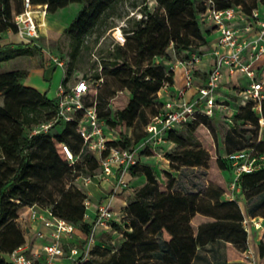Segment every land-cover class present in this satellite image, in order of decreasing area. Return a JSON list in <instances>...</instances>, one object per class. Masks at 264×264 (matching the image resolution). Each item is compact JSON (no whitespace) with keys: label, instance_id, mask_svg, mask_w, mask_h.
Returning <instances> with one entry per match:
<instances>
[{"label":"trees","instance_id":"16d2710c","mask_svg":"<svg viewBox=\"0 0 264 264\" xmlns=\"http://www.w3.org/2000/svg\"><path fill=\"white\" fill-rule=\"evenodd\" d=\"M74 1H80L82 7L65 28L71 45L70 64L62 80L65 84L74 70L86 36L119 0H31L33 4H47L46 9L51 12ZM152 1L156 3L154 9L144 2L140 9L142 16L129 17L130 27H123L124 42L112 50L114 60L105 62L102 71L95 74L97 79L104 75L119 77L122 85L131 92L114 114L98 91L95 98L86 100L87 105L96 102L105 126L133 125L142 108L154 102L164 83L174 82L171 64L168 69L164 64L173 62L169 48L175 51L176 61L189 58L194 52L202 53L209 47L207 34L211 28L203 29L201 22V14L206 9L205 0ZM215 1L219 8L235 5L246 14L254 8H262L260 3L264 4V0ZM23 9V0H0V32H16L13 18ZM41 51L39 45L23 40L16 46L0 45V61ZM23 76L22 68L0 71V93L3 94V102L0 103V264H14L12 252L27 242L24 232L16 224L22 207L38 204L50 208L54 214L72 221L86 235V240L93 228V222L85 217L88 194L72 182L78 175L74 173L76 168L80 170L85 165L93 175L94 169L100 166L97 156L90 151L83 153L86 145L77 129L83 111H78L71 120L59 118L47 130L33 132L37 125L56 117L58 106L56 99L49 98L46 92L23 83ZM101 86L102 83L97 84V88ZM119 92L122 90L116 94ZM163 103L161 99L155 114ZM224 103L230 104L231 100ZM237 103L239 112L234 116L236 120L252 122L256 133L259 128L263 130L264 124L260 119L264 118V100L261 113L254 108L253 100ZM211 117L200 114L183 126H190L194 131L199 126L206 127ZM63 123L62 131H52L55 124ZM182 127L169 129L164 136L183 146L182 150L169 154L171 163L210 165L212 156L203 144L186 146L185 138L177 134ZM231 138L232 134L228 133L227 139ZM64 143L75 155L83 154L85 159L80 162L77 158L71 162L63 149ZM108 144L121 147L135 145L127 135L118 140L109 139ZM248 146L257 157L256 167L252 171L241 172L236 178L247 201L264 193V160L259 161L264 159V137L255 138ZM238 150L241 148L234 150L229 147L226 154H218L214 160L218 169L228 170L233 162L229 154ZM139 160L130 171L132 175L145 174L146 181L137 188L134 198L125 207L127 223L123 227L120 247L106 259L90 256L82 259L79 256L70 264H193L199 248L219 241L229 247L226 260L230 262V256H237L248 248L249 231L244 224L246 215L236 198H223L222 184H211L207 192H184L174 187L175 178L171 174L164 173L166 182L163 184L151 166L136 168ZM250 215L264 219V199ZM114 225L121 227L117 223ZM66 248L70 249L68 245ZM260 253L264 257V242H261ZM35 262L40 264V259Z\"/></svg>","mask_w":264,"mask_h":264},{"label":"rangeland","instance_id":"374dc122","mask_svg":"<svg viewBox=\"0 0 264 264\" xmlns=\"http://www.w3.org/2000/svg\"><path fill=\"white\" fill-rule=\"evenodd\" d=\"M144 2H148L150 9L156 7L155 1L152 0H119L104 15V18L86 36L81 51L76 58L74 70L67 82V84L73 85L80 78H86L90 84L86 100L95 98L96 92L98 91L105 98L104 100L108 102L107 105L111 107L113 114L117 108L124 105L127 97L131 95V92L122 85L123 81L114 75H104L102 86L97 88L99 79L95 77V74L102 71L105 62L114 60L112 50L117 44H122L125 40L123 27H130V16L139 17L141 15L140 9ZM259 5L264 7L263 3ZM81 7L82 3L80 1L70 2L68 5L60 7L54 12L46 10L47 17L41 19L40 14L44 6L34 4V8L38 11L37 20L40 23L41 31L37 45L41 47L42 51L34 52L32 56L26 54L17 59H12L5 64L7 69H24L23 83H31L32 86L43 89L49 98H56L57 89L64 79L71 60L70 37L65 33V28L74 19ZM202 26L204 27L203 29L212 28L213 22H202ZM168 50L171 55V61L175 62V51L172 48ZM206 50H209V48H206ZM50 54L63 57L66 64L59 66L48 63ZM164 64L166 69H168L170 68L171 62ZM45 68L46 70H44ZM3 70L0 67V71ZM240 75L244 78L243 82L245 81L246 83V75ZM228 79L229 76L223 78L222 85L215 94L217 100L215 114L207 121L206 127L208 129L205 126H199L193 131L190 126H183L177 132L179 136L185 138L186 146H195V143L203 144L212 156L210 165H195L194 167L183 165L179 162L171 163L169 154L182 150L183 146L170 139H163L153 146L151 145L152 147L150 145L143 147L142 151L139 152L140 160L136 168H140L143 165L151 166L155 175L163 184L166 182L164 173L167 172L175 178L174 187L176 188H195V190L200 192H207L211 184L219 185L220 183L224 186L223 198H236L245 215L250 218V212L264 199V193L247 201L238 184L234 185L237 177L234 162L229 165L228 170L221 171L216 166L214 160L218 154H226L229 147L234 150L239 148L248 149V144L255 138L262 139L264 137V129L261 130L259 128L256 133L255 125L252 122L244 119L236 120L234 116L239 112L237 105L239 95L234 93V91L231 94L232 89L229 86L231 82H228ZM120 89L122 92L116 94ZM115 94L116 96H114ZM97 99L99 100L100 98L97 97ZM161 99L162 97L157 94L154 97V102L142 108L141 113L131 126L124 124L105 126L104 124V128L107 130L106 136L108 140H118L124 135H127L136 144V141L141 139L146 132L148 124L160 106ZM228 99L231 100V103L224 105L222 103L223 100ZM2 102L3 94L0 93V103ZM63 128L64 123L55 124L52 127V131L60 132ZM228 133L232 134L230 140L227 139ZM89 151L94 156L98 154V152L87 146L83 153ZM77 158L80 162L85 159L83 154H80ZM263 160V158L259 159V161ZM100 170L101 168L99 166L93 172L96 173ZM74 173L78 175L72 181L73 184L87 194L88 188H86V184L89 182L91 176L88 167L84 165L80 170L76 168ZM126 177L128 179V187L123 188L115 194H112L110 191L107 196L100 198L101 200L107 198L111 202L114 211L111 225L99 230L93 242L88 245L86 235L80 230L77 231L76 241L72 242L80 250L89 246L90 258L99 260L106 259L122 243L123 227L127 223L125 207L134 198L137 188L146 180L145 174L139 177L138 175H132L130 170L127 172ZM91 199L94 203H97L99 197L93 194ZM93 209L94 207L90 205L87 210L91 212ZM86 219L92 222V216H88ZM114 223L119 224L121 227H115ZM16 224L24 232L25 238L32 246L41 248L40 243L42 241V235L44 234L42 232L44 231L43 227L37 220L28 218L26 208L22 207L19 209ZM246 225L249 228V241L248 248L243 253L234 257L230 256V262H228L226 255L229 253V247L223 241H219L216 244L199 248L193 264H264V257L260 253L261 242H264V225L256 227L251 220ZM67 251L69 250L67 249ZM72 259V257L66 255L64 258H61L60 264H66L62 262L67 260L71 262Z\"/></svg>","mask_w":264,"mask_h":264},{"label":"built area","instance_id":"2783aa9c","mask_svg":"<svg viewBox=\"0 0 264 264\" xmlns=\"http://www.w3.org/2000/svg\"><path fill=\"white\" fill-rule=\"evenodd\" d=\"M23 1V11L17 13L13 18L17 28L16 32L23 41L31 45L37 44V40L41 36L40 23L37 20L38 11L34 8L31 0ZM205 3L206 9L201 14V22L212 21L211 31H217L216 37L209 40V50L202 53L194 52L189 58L177 59L171 65L173 71L178 66L184 68V85L176 91H170L172 84L164 83L161 89L168 90L172 94L171 98L164 101L160 111L153 116L147 126L146 136L139 144L129 147L108 144L105 123L99 116L96 102L86 104L89 85L86 78H80L73 85L60 83L56 94L58 106L56 117L36 126L33 132L47 130L59 118L71 120L78 111H83L77 129L84 139V144L98 152L101 172L105 178H113L111 192L115 194L128 187L126 174L133 165L138 163L139 152L144 146H153L165 139L164 136L169 129L180 128L200 114L213 117L217 103L215 94L221 87L224 77L229 76L230 79L234 74L239 75L241 83L235 84L231 94L233 91L237 93L239 95L238 102L241 103L253 100L254 108L261 113L264 100V62H261V60L264 61V10L258 7L246 14L239 6L219 8L215 0H205ZM40 5L44 6L42 11L46 12L47 4ZM141 16L142 13L139 17ZM208 51H211L213 60L208 68H205V79L198 82L197 74L202 73L199 66L203 62L204 54ZM48 63L59 66L66 64L63 57L54 54H50ZM240 74L246 75V83L243 82L244 78ZM102 81L103 78H100L98 84L100 85ZM190 87H195L196 92L192 98L188 99L185 97V92ZM224 102L225 100L222 103L226 105ZM260 120L264 124V118L262 117ZM63 149L69 160L74 162L77 159L78 156L67 144H63ZM229 157L234 162L237 176L243 171H252L256 167L257 157L252 153V150L241 149L229 154ZM236 184L234 182V185ZM85 204L88 209L90 201L86 199ZM36 206L38 204L30 205V216L40 219L51 230L49 240L43 244L44 260L39 258L40 264H58L57 258L66 255L73 259L79 256L82 259L88 258L89 246L82 250L74 245L69 246V251L66 249L65 236L77 233L76 225L72 221L54 214L48 207L41 206L42 210H39ZM85 216H89L88 210ZM113 217L114 211L111 202L107 198L102 199L98 203L92 219L93 228L90 235L87 236V245L93 242L99 230L111 225ZM249 220L253 221L256 227L263 225L260 218L246 216L244 224L248 231L246 223ZM29 249L27 242L17 247L11 255L14 264H37L35 260L38 258V254H32Z\"/></svg>","mask_w":264,"mask_h":264},{"label":"crops","instance_id":"0c3cea01","mask_svg":"<svg viewBox=\"0 0 264 264\" xmlns=\"http://www.w3.org/2000/svg\"><path fill=\"white\" fill-rule=\"evenodd\" d=\"M262 9L264 10V7H262ZM216 34H217V31L208 32V34H207L208 39L213 40L216 37ZM0 36H1L0 37V45L11 44L13 46H16V44L18 42L22 41V39L17 34V32H14L12 30H6L3 32H0ZM22 55H26V54L17 55L15 57L10 58V59L0 61V67L4 70H8L7 67L5 66V64L8 63L9 61H11L12 59H17L18 57H20ZM28 55L32 56V54H28ZM212 60H213V57H212L211 51L210 52L208 51L206 54H204L203 62L199 66L200 71L202 73L197 74V81L198 82H201L205 79V77H206L205 68H208V66L211 64ZM261 62H264V61L261 60ZM173 63L174 62H172L171 65ZM45 65H46V62H45ZM44 70H46V68ZM173 78H174V82L170 86V91H176L178 88H180L184 85V82H185L184 68L182 66H178L174 69ZM194 79H195V76H194ZM228 82L232 83L230 86H231V89H233V87L236 86L235 84L241 83L240 76L234 74V75H232V77L230 79H228ZM25 84L32 86L31 83H25ZM33 87H35V86H33ZM36 88L39 89L40 91L44 92L43 89H40L38 87H36ZM195 92H196L195 87H190L186 90L185 97L190 99L195 95ZM158 94H159V96L162 97V99L164 101H167L168 99H170L171 95H172L166 89H161L158 92ZM54 99H56V98H54ZM194 167H195V165H194ZM138 176L142 177V175H138ZM112 183H113V178L112 177L111 178H105L103 176L101 170L90 176L89 182H87V184H86V188H88L87 194H88V200L90 201V205H92L94 207V209L91 212H89V216H92V219H93V216L95 214L96 207H97L98 203L101 201L100 198L101 197L103 198V197L108 195V192L111 191ZM176 189L182 190L184 192L195 191V188H176ZM93 194H95V196L99 197L97 203H94V201L91 199V196ZM24 208H26V211L28 212V218L33 219V220H37L41 224V226L43 227L44 231H42V232H44V234L42 235V241L40 243L41 248L40 247L35 248L34 246H32V244H30L29 241H27V243H28L29 248H30L29 251L32 254H38V258H40L41 260H44L43 244L49 240V237H50L49 234H50L51 230L49 227L45 226L40 219L32 218L30 216V210H31L30 206H25ZM36 208L39 210H42L41 206H39V205L36 206ZM258 218H260L262 220V222L264 221L263 217H258ZM76 234L77 233H75L74 235H71V236H65V242L68 246H73L72 242L76 241ZM74 246H77V245H74ZM64 257L65 256L58 257L56 260L57 263L60 264L61 258H64ZM62 263L70 264V261L67 260V261H64Z\"/></svg>","mask_w":264,"mask_h":264},{"label":"bare ground","instance_id":"6f19581e","mask_svg":"<svg viewBox=\"0 0 264 264\" xmlns=\"http://www.w3.org/2000/svg\"><path fill=\"white\" fill-rule=\"evenodd\" d=\"M40 16H41V19H45V17H47V12L42 11Z\"/></svg>","mask_w":264,"mask_h":264}]
</instances>
